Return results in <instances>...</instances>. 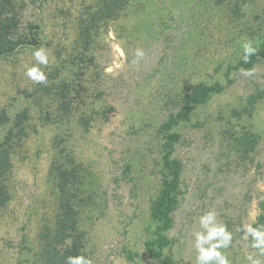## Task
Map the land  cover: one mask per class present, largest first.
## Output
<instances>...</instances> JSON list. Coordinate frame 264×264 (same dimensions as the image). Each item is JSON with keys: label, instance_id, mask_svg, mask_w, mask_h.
I'll list each match as a JSON object with an SVG mask.
<instances>
[{"label": "rangeland", "instance_id": "rangeland-1", "mask_svg": "<svg viewBox=\"0 0 264 264\" xmlns=\"http://www.w3.org/2000/svg\"><path fill=\"white\" fill-rule=\"evenodd\" d=\"M250 1L245 11L252 17L261 12L264 0L261 6ZM92 2L48 0L39 6L24 0L22 21L43 24L39 47H46L54 57L45 69L47 82L66 74L64 60L74 46L77 12ZM146 2L134 0L128 13L111 21L93 46L97 68L91 86L102 93V102L114 106V116L108 122L95 121L87 130L73 123L38 122L13 155L11 173L4 175L11 198L0 211V264H30L38 233L51 223L56 210L48 168L61 148L83 174L81 190L102 202V209L92 212L91 218L84 216L94 264H160L144 242L153 226L148 206L158 186L154 169L160 137L155 129L168 113L164 102L168 94L174 97L196 81L219 78L220 70L241 48L239 30L245 25L232 26L219 10L196 11L190 0ZM138 47L146 56L134 65ZM32 52L23 50L0 60V109L12 112L31 105L22 91L35 86L23 74L24 65L34 62ZM255 69L253 77L235 75L231 85L198 106L191 121L178 128L182 138L174 155L183 165L185 194L168 232L173 245L166 252L173 264H194L191 234L198 229L199 215L210 208L234 234L226 250L234 264H246L244 253L255 251L237 229L252 221L259 213L258 202L264 200V97L249 117L235 120L229 112L255 83L264 87V63ZM225 128L231 133L244 128L260 136L252 159L239 161L230 154L221 134ZM136 158V167L125 174L126 161Z\"/></svg>", "mask_w": 264, "mask_h": 264}, {"label": "trees", "instance_id": "trees-1", "mask_svg": "<svg viewBox=\"0 0 264 264\" xmlns=\"http://www.w3.org/2000/svg\"><path fill=\"white\" fill-rule=\"evenodd\" d=\"M31 1L42 6L48 0ZM190 1L194 2L193 8L196 11L202 7L222 11L232 26L244 22L245 27L239 30V39L241 38V43L251 40L257 52L246 64L241 45L236 56L220 70L219 78L207 82L196 81L174 97L168 94L164 102L168 113L155 129L160 137L154 169L158 186L156 195L149 200L148 206L153 226L150 238L144 242L145 249L160 264L174 263L171 255L166 252L173 245L168 232L173 227V212L179 207L185 194L181 177L183 165L174 155L182 138L179 126L191 121L198 106L207 104L231 85L241 68H256L264 63L263 0H254L256 6H261V12H254L252 17L245 11L252 4L250 0ZM133 3L134 0H93L92 3L83 4L76 15L74 46L64 60L66 74L53 78L46 85L35 84L30 91L23 90V99L31 105L12 112L0 109V211L11 198L4 175L11 173L12 157L20 151L24 139L29 136L36 123H53L57 126L73 123L87 130L95 121L108 122L114 116V106L102 102V93H95L91 86V75L96 73L97 68L93 46L100 34L107 31L108 24L123 13H128V6ZM23 5L24 0H0V60L23 50H34L42 43L43 24L35 20L22 21ZM263 97L264 87L255 83L241 104L230 109V118L240 120L251 116ZM221 134L225 137L230 154L239 161L252 159L254 148L260 139L257 133L244 128L231 133L230 128H225ZM58 153L60 156H54L48 168L49 178L55 189L56 210L51 223L42 226L38 233V247L30 264H66V258L70 255L83 253L90 256V239L83 225L84 216L91 218L92 212L102 209V202H97L92 192L85 193L81 190L83 174L74 158L66 154L63 148ZM131 162L126 161L125 174L129 173L132 166L136 167L138 158ZM258 209L257 222L264 224V200L258 202Z\"/></svg>", "mask_w": 264, "mask_h": 264}, {"label": "clouds", "instance_id": "clouds-1", "mask_svg": "<svg viewBox=\"0 0 264 264\" xmlns=\"http://www.w3.org/2000/svg\"><path fill=\"white\" fill-rule=\"evenodd\" d=\"M243 61L249 63L252 55L256 54L257 48L251 40L242 42ZM123 55V53H121ZM146 53L142 48H136L134 58L131 61L139 65L145 58ZM32 63L24 65V76L35 84H47L48 74L45 71L50 66L54 57L46 47H39L32 52ZM240 74L245 77H253L256 73L255 67L241 68ZM253 215L250 223H242L237 231L241 232L242 238L250 241L249 248L255 251L244 253L243 261L246 264H264V224L257 222ZM220 214L215 208H210L199 215L196 223L198 229L192 232V247L195 252L194 264H234L226 250L229 249L234 240V234L228 225L220 220ZM66 264H94V260L83 253L70 255L66 258Z\"/></svg>", "mask_w": 264, "mask_h": 264}]
</instances>
